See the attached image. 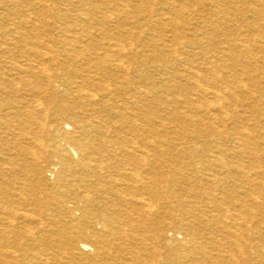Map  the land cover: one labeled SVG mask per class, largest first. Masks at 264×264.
Wrapping results in <instances>:
<instances>
[{
	"label": "bare ground",
	"instance_id": "obj_1",
	"mask_svg": "<svg viewBox=\"0 0 264 264\" xmlns=\"http://www.w3.org/2000/svg\"><path fill=\"white\" fill-rule=\"evenodd\" d=\"M170 1L0 0V264H252V252L264 247L249 243V220H264L255 209L260 197L247 192L249 209L245 198L227 205L222 193L187 190L193 182L249 187V175L264 180V171L219 156L224 142L216 138L215 156L171 170L174 161L161 158L172 140L155 111L196 107L208 121L177 118L209 122L205 133L221 134L228 118L248 121L251 106L221 66L233 59L252 75L264 26L249 19L264 17V0ZM231 26L232 38L219 40L217 31ZM198 27L201 38L190 39ZM156 28L169 30L154 48L174 57L155 60L154 52L134 62L140 52L132 41ZM169 68L172 77L162 79ZM181 86L190 90L185 99ZM226 103L241 110L230 113ZM249 133L236 134L237 149L257 158ZM185 147L180 153L199 151Z\"/></svg>",
	"mask_w": 264,
	"mask_h": 264
},
{
	"label": "rangeland",
	"instance_id": "obj_2",
	"mask_svg": "<svg viewBox=\"0 0 264 264\" xmlns=\"http://www.w3.org/2000/svg\"><path fill=\"white\" fill-rule=\"evenodd\" d=\"M168 1H170V0H168ZM200 1H202L203 3L205 2V4L207 2L205 0H200ZM186 2L188 4L187 6H190L192 4L191 3L192 0H187ZM235 5H237V4H235ZM206 8L209 9V6H206ZM211 10H213V9H211ZM189 18H191V16ZM263 20H264V17L260 18L258 20H255V17L253 15V16H251V19H249V22H250V25H252V26H255L254 24L257 23L259 25V29H261L264 26V25H262L264 23ZM257 21H260V22H257ZM255 27L249 28V34L252 31L249 37L253 36L256 38L257 36H259L260 33L257 31V29H255ZM198 29H200V30H198ZM198 29H197V31L199 33L198 37H190V36H188V37L190 39L201 38L200 33L203 32L204 29H202L201 27H198ZM232 29H233V27L231 29H228L227 31L218 30L216 35L218 36L219 40L227 41L228 39L232 38L231 37L232 31H233ZM167 30H169V29L164 28L161 30V29L156 28L150 32H147V30H146L144 33H142L140 35V37L138 39L132 41V44L135 45L134 48L139 49L138 51L140 52L139 54L136 55V59L134 60V62L140 63L143 60L147 61L148 60L147 58L153 56L154 52L158 56V58L155 60H162L164 58H170V57L173 58L175 54H171L172 52L169 53L167 51L160 50L159 48H154L156 45H158L157 40L159 39V37H164L165 33H163V32L167 31ZM168 34H170L169 36H172L173 38L175 37L174 33H168ZM225 34H227V35H225ZM155 35H156V37H155ZM252 39H254V38H252ZM178 41L182 42V39L178 40ZM127 42L129 43V41H127ZM143 43L144 44L147 43V44L144 45ZM129 45H130V43H129ZM129 45H127V46H129ZM149 46H153V47L151 48ZM231 48L234 49L233 47H231ZM153 49H154V51L151 52V50H153ZM234 50L236 51L237 49H234ZM255 54L256 53H252V55L250 56L251 59H249V73L248 74H252V75H246V77H245V74L243 73V71L247 70L248 64L245 65L246 63H244V64H240V65L237 64L236 65V63H235V61H233V59L224 58L223 62H222L223 64L221 66V68H222L221 74L228 76L229 80H234V85L232 84L230 86L232 88V90L240 95L242 102L244 104H249V107L251 106V108L249 109L250 115L249 114L247 115L248 116L247 122L244 121V120H246V119H244V116L243 117H233L232 119L228 118V120H227L228 127H227V129H224L225 131L222 132L221 134H219L217 132L213 133V130L211 131V133H209V130H206V133H205V129H206L205 126L209 122H207L208 120L204 118V115L201 113V111L198 108L187 107V106H184L181 104V105H175L172 108H170L169 110H163V108L161 109L163 104L155 105V111H157L158 113L161 111L160 114L162 117V118H160L158 116L159 118L157 119V126L162 128L163 131L167 132L169 139L172 140V143L166 147L168 154L164 155L161 158L163 161H167V160L174 161L173 162L174 166L171 170L177 168V166H182V167L188 168L187 166L191 165V163L196 164V163H200L201 161L205 162L206 160H209L210 156H215V154L212 151L215 152L216 148L218 147V145H216V143H214V142L216 141V139H221L222 140L221 142H224V143L220 147L221 153L219 154V156L224 157L228 161H232V162L237 161V162L245 163L246 165L245 164H243V165H245V167L249 170L250 173H255V170L264 171V152H263L264 151V125H263L264 124V86H263L264 85V83H263V81H264V62L259 61L257 63V62H255L256 60L253 59V57H252V56H254L255 58H257L258 56L262 55V58L264 61V53H261L257 56H255ZM185 57H187V59H189L193 62H198L199 64L204 62L202 60V58L198 57V55H195L193 53H189V54L185 55ZM244 67H246V70L244 69ZM224 68H226V69H224ZM233 71H235V72H233ZM172 72L173 71H170V68H169V70L166 69L165 75L163 76L162 79L171 78ZM150 73H152V72H150ZM162 79H159L158 76L153 78V82L156 84V88L161 87L160 83L162 82L161 81ZM261 80H263V81L261 82ZM181 83L182 82H180V85H181ZM183 84L184 83H182V85ZM206 84L210 85L209 83H206ZM241 85H244L251 92V95L249 98H247L245 95H243L240 92L241 89H243V88H240ZM183 86H181V87H183ZM181 87H180L181 90H179L178 93H179L180 98L185 99L188 96V94H190V90L186 89V88L184 89V87L183 88H181ZM226 104H227L226 106L228 107L229 106L228 103H226ZM228 108H229L228 111L230 113H233L234 111L232 112V110H235L236 108L238 109L237 111L241 110V107H237L236 105H234L232 107H228ZM168 111H170L169 114H168ZM177 114L185 115L187 118H191L193 120L195 119L196 121L200 120V118H203L204 120H207V121L204 124L203 123L199 124V126H198V124H193V125L189 126V125L185 124L184 119L183 120L180 118L178 119ZM193 115H194V117H193ZM201 115H202V117H201ZM160 122L161 123L164 122L162 124L163 127L160 126L161 125ZM251 124H252V126H251ZM196 125H197V128L194 127ZM201 125H203V126H201ZM243 126L246 128H242ZM173 129H176V130H173ZM189 129H192V130L189 131ZM203 129H204V132L201 133L203 131ZM241 130L244 133L247 130L250 132L249 133V135L251 136L250 137V145L252 146V148L250 146V149H252L254 152L255 151L257 152V158H254V157L251 158L250 157V158H248L249 159V161H248L247 158H244V157H246L244 154L243 155L240 154V152L238 150L240 146L237 143L239 141H237V139H236V134ZM193 133L195 134V138L190 140L187 135L193 134ZM255 139H257L258 142L255 141ZM218 142H220V141H218ZM248 143H249V141H248ZM251 143L254 145H252ZM189 144L197 145L198 149H199L198 153H189V152L180 153L182 146L187 147V145H189ZM248 147H249V145H248ZM255 148H256V150H255ZM259 151H261L262 154ZM170 172L171 171L167 172L168 176L170 175ZM51 177H52L51 174L48 173V178L51 179ZM249 178H250L249 181H251L249 183V187L248 186L246 187L244 185H237L235 188H233L231 186H225L226 187V190H225V189L219 188L220 185L216 184V183H215L216 186H213V188H210L211 186L208 185L206 182H203L204 185H202L200 183L196 184L193 182V183H190V186H188L187 190L188 191L194 190V192H197L198 195L202 194V196L204 198L206 197V195H204V192L205 193L211 192L210 190H212V192L215 194L222 193V195H224V198H225L224 202L227 205H231L232 202L236 198L237 199L245 198L248 201V202L246 201L247 207H249V209H253L251 204L248 205L251 202L249 201L250 198L248 200V198L246 197L247 192L253 196L254 200H255V197H256V199L257 198L259 199V197H260L259 202L261 203L262 200H264V186H263L264 180H262V177L259 178L258 176L256 177V176H252V175L251 176L249 175ZM52 179H53V177H52ZM52 179H51V181H52ZM233 181H234L233 178H231V179L227 178V182L230 183ZM187 183H189V182H187ZM175 189H178V187H176ZM162 190H166V191L169 190L170 191V188H168L167 186H164L162 188ZM229 191H231V192H229ZM222 195H220V196H222ZM232 197H234V198L231 199ZM260 205L262 206L261 208H255V209L259 214H263L264 213V205H262V204H260ZM263 230H264V220L261 217H258V216L255 217L254 216L253 220H249V234L251 235L253 233V237H254L253 240L249 241V243L253 244V245H261L260 243L264 242V233L263 234L261 233L263 236L258 235V233L263 232ZM55 241L57 243L59 242L58 239H55ZM252 255L257 256L254 259V261L251 262L252 264H264V247H259L257 249V252H254V251L252 252ZM159 260H160V258H159Z\"/></svg>",
	"mask_w": 264,
	"mask_h": 264
}]
</instances>
